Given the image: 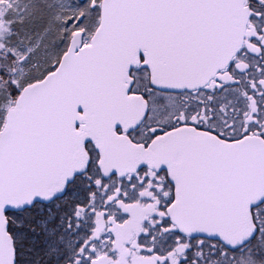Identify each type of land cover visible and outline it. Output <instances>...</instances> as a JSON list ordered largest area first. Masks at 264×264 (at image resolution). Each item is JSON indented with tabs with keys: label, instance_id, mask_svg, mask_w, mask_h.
Returning <instances> with one entry per match:
<instances>
[{
	"label": "snow or ice",
	"instance_id": "6c2138e0",
	"mask_svg": "<svg viewBox=\"0 0 264 264\" xmlns=\"http://www.w3.org/2000/svg\"><path fill=\"white\" fill-rule=\"evenodd\" d=\"M0 264H264V0H0Z\"/></svg>",
	"mask_w": 264,
	"mask_h": 264
}]
</instances>
